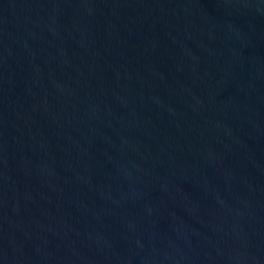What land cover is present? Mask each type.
I'll return each instance as SVG.
<instances>
[{
  "label": "water",
  "instance_id": "95a60500",
  "mask_svg": "<svg viewBox=\"0 0 264 264\" xmlns=\"http://www.w3.org/2000/svg\"><path fill=\"white\" fill-rule=\"evenodd\" d=\"M0 264H264V0H0Z\"/></svg>",
  "mask_w": 264,
  "mask_h": 264
}]
</instances>
